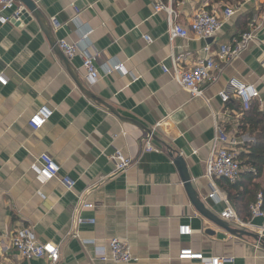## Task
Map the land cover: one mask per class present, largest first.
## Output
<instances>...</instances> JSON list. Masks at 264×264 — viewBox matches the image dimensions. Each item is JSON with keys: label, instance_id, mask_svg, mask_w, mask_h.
Segmentation results:
<instances>
[{"label": "crops", "instance_id": "obj_1", "mask_svg": "<svg viewBox=\"0 0 264 264\" xmlns=\"http://www.w3.org/2000/svg\"><path fill=\"white\" fill-rule=\"evenodd\" d=\"M32 1L50 24L56 43H77L86 35L79 47L90 46L88 52L98 54L94 64L99 79L93 85L86 83L79 56L68 61L70 67L84 88L119 117L82 94L34 20L0 25V72L8 79V85L0 87V264L47 263L24 261L14 251L11 239L22 226L31 228L40 243L60 247L57 264H114L100 261L95 253L100 248L108 254L107 244L113 238L130 246L135 261L129 264H202L179 260V252L186 249L206 258L227 259L225 264H264V250L256 249L253 238L232 235L196 211L169 157L173 151L183 158L206 213L224 221L220 215L230 206L241 221L251 222L253 228L244 231L264 239V231H259L264 220H250L251 203L245 201L254 198L243 194L245 206L241 200L230 201L222 179L213 180L215 196L210 197L211 183L205 177L215 124L235 137L238 155L247 153L256 141L257 134L242 124L239 102L231 98L223 104L218 97L231 79L258 90L260 102L251 109L264 120V0H208L209 12L234 11L208 41L192 36L170 41L167 15L154 12L155 0ZM160 1L175 13L174 22L187 28L204 0ZM252 24L258 26L254 41L238 58L219 63L215 81L203 86V98L191 99L175 83L172 57L184 56L179 67L186 69L206 57L204 48L210 45L209 54L218 62L219 48L229 46ZM117 64L123 65L125 75L107 71ZM42 106L52 111V117L34 132L28 119ZM147 130H154L152 143L159 152H142ZM116 149L132 165L87 193L85 199L93 209L82 216L93 218L95 224L76 229L79 239L69 237L77 194L113 173L109 156ZM42 154L60 167L57 178L44 187L30 172ZM245 170L242 167V173ZM242 173L235 182L237 193L251 192L254 185L264 188V169L251 181ZM63 177L75 183L72 191L61 184ZM181 225H189V236H179ZM80 240L93 244L82 245Z\"/></svg>", "mask_w": 264, "mask_h": 264}, {"label": "built area", "instance_id": "obj_2", "mask_svg": "<svg viewBox=\"0 0 264 264\" xmlns=\"http://www.w3.org/2000/svg\"><path fill=\"white\" fill-rule=\"evenodd\" d=\"M153 10L155 13L164 12L167 15V35L170 41L175 39H188L190 36L198 40L208 41L213 39L222 29L223 25L234 15V11L226 8L221 12H209L207 10L208 0L202 1L201 7L194 13L191 22L187 28L182 27L174 22L175 13L170 7L162 4L160 0H155ZM24 8L17 3V0H0V25L8 23H21L22 12ZM10 12L6 15V12ZM256 20H253L255 22ZM51 23H56L52 19ZM258 29L257 24L250 25L247 32L242 33L238 39L234 40L229 46L220 47L216 53L218 62L210 56V45H206L204 52L206 57L196 59L191 67L181 69L179 64L184 60V56L172 57V78L175 83L185 90L191 99L203 98V86L206 82L215 81L214 76L219 71V63L231 62L247 49V47L255 39V33ZM86 40V35L81 37L77 43H68L64 40L57 43L59 50L66 60L71 61L74 57L79 56L81 60V68L85 72V81L88 85H93L99 79L98 69L95 66V59L98 54H90L88 51L90 46L80 48L79 44ZM147 44L151 43L149 37H144ZM161 70L167 73L168 70L161 66ZM108 72L116 71L125 75L122 64H117L107 69ZM8 85L7 77L0 72V87L4 88ZM223 104L228 103L231 98L237 100L241 106L242 112L248 111L254 102H260V94L253 85L243 84L236 79L228 82V89L218 94ZM52 111L46 107H40L29 119L28 126L32 131L42 129L51 119ZM154 131V130H153ZM153 131L142 140V152L153 153L159 152V149L152 143ZM238 142L234 136L228 134L220 124L214 125V137L212 142V150L209 157L205 161V177L210 181L211 194L215 196L214 179H222L229 183H235L240 178L242 167L238 161ZM109 161L113 164L114 170L111 175L103 176L98 181L84 189L76 196V205L70 217L68 236L79 239L76 229L86 225H94L93 218H85L82 216L84 212L93 209V205L86 201L85 197L91 189L102 185L107 178L125 172L131 165L130 158L125 157L121 151L114 150L109 156ZM30 172L33 174L34 180L40 187H44L53 181L60 172V167L47 155H40L30 166ZM61 184L66 191L73 190L75 183L63 177ZM43 198L44 196L41 195ZM250 220L259 218L264 220V189L256 194L255 201L249 207ZM221 219L234 226L236 229L249 230L253 228L251 222L241 221L236 212L230 206H227L220 215ZM264 231V223L259 228ZM179 236H189L191 229L189 225H181L178 228ZM261 237V236H258ZM82 245H92L93 241L80 240ZM11 246L20 259L24 261H36L45 259L46 264H57L60 260V247L52 244L40 243L31 228L22 226L15 231ZM256 249L260 248V243L256 241ZM108 254L105 250L96 248L95 253L102 262H112L114 264H129L135 261L131 255L130 246L126 241L113 238L107 244ZM179 260L199 261L202 264H225L227 259L218 257L206 258L200 253H194L189 250H181L178 254Z\"/></svg>", "mask_w": 264, "mask_h": 264}, {"label": "water", "instance_id": "obj_3", "mask_svg": "<svg viewBox=\"0 0 264 264\" xmlns=\"http://www.w3.org/2000/svg\"><path fill=\"white\" fill-rule=\"evenodd\" d=\"M17 1L24 8V10L22 12L21 23L27 24V23L31 22L32 20H34L37 23L41 32L44 34L46 40L48 41L49 46L52 48V50L58 55L60 60L63 62V64L67 68L68 73L70 74L71 78L73 79L76 87L82 92V94L87 99H89L93 102H96L98 104H101L106 109H108V111L110 113L119 117V115L116 113V111L112 107L108 106L106 103H104L100 99L93 96L88 90H86L84 88L82 82L78 79L76 73L74 71H72L68 60L65 59V57L63 56V54L59 50L58 45L53 38L51 26L48 23V21L45 19V17L42 15V13L38 10L36 4L32 0H17ZM122 120H124L126 122H131L135 125H138V123H136L135 121H130L128 119H122ZM145 133L147 135H149L151 133V131L147 130V131H145ZM153 139H154V137H153ZM169 157L173 159V163L179 171L181 182L183 183L184 189L188 195V198H189L191 204L196 209V211L198 213H200V215H202L207 220H209L210 222L217 225L219 228L227 231L228 233H230L232 235H235L237 237L244 236V237L253 238L255 241H258L260 243V247L264 250V239L262 237H258L257 235H252V234H250L244 230L229 228L228 225L224 221H221L220 219H216V217H212L211 215L206 213L203 204L199 201L195 191L192 188L190 178L186 172V166H185L183 158L179 157V156L175 157L173 151H170Z\"/></svg>", "mask_w": 264, "mask_h": 264}, {"label": "trees", "instance_id": "obj_4", "mask_svg": "<svg viewBox=\"0 0 264 264\" xmlns=\"http://www.w3.org/2000/svg\"><path fill=\"white\" fill-rule=\"evenodd\" d=\"M235 104L237 105L235 108L239 109V105L236 102ZM251 108L252 105L250 106L248 111L244 112L242 124L251 133L257 134L256 141L255 144L249 146L247 153H241L237 157L241 167L246 168L243 173L245 174L246 179L249 181L259 177L264 169V120L262 119L258 111H256L254 108ZM225 182L227 184V195L229 200L232 202H238L239 200H241L243 206H245L244 199L241 198L243 194L247 193L251 195L254 199L252 200L251 197H249L245 201H248L249 203L253 204L255 201L256 194L264 189H259L256 185H254V188L253 190H251V192L243 190V192L237 193L238 186L236 183L232 184L227 181ZM231 190L236 191L235 195H231Z\"/></svg>", "mask_w": 264, "mask_h": 264}]
</instances>
